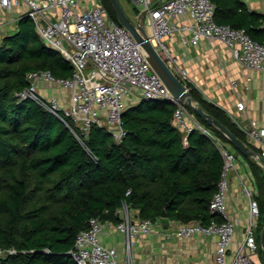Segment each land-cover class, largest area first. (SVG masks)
Masks as SVG:
<instances>
[{
  "label": "trees",
  "instance_id": "16d2710c",
  "mask_svg": "<svg viewBox=\"0 0 264 264\" xmlns=\"http://www.w3.org/2000/svg\"><path fill=\"white\" fill-rule=\"evenodd\" d=\"M210 1L218 24L242 28L264 43V14L249 10L242 0ZM102 2L119 23L109 0ZM44 70L69 78L73 68L22 15L14 32L0 38V264H76L70 251L77 234L94 217L119 223L123 204L135 219L154 224L221 221L209 212L223 170L217 144L235 153L252 176L262 260L264 168L255 159L242 156L190 109L201 128L181 129L169 100H137L125 107L120 141L99 126L80 141L57 116L31 98L18 97L29 85L26 74ZM186 86L198 106L260 152L222 108Z\"/></svg>",
  "mask_w": 264,
  "mask_h": 264
},
{
  "label": "built area",
  "instance_id": "2783aa9c",
  "mask_svg": "<svg viewBox=\"0 0 264 264\" xmlns=\"http://www.w3.org/2000/svg\"><path fill=\"white\" fill-rule=\"evenodd\" d=\"M130 1L140 8V13H144L143 25L147 34L171 68L175 57L165 39L178 30L175 24L177 19L187 14L193 23L182 25L181 29L190 34L188 41L191 44L196 45L202 39H218L227 46L238 63L264 70V43L250 38L242 28L218 24L210 0ZM22 15L32 20L35 31L45 44L60 51L73 70L69 78L55 77L47 70L28 72L26 79L29 85L18 93V97L31 98L57 116L78 140L86 138L92 126H99L120 141L125 135L121 115L129 105L128 98L169 100L175 105L174 120L181 129L189 131L195 126L201 128L192 120L189 108L173 99L131 33L109 17L102 0H0V36L8 34ZM176 74L186 86L188 78L185 70L178 69ZM39 84L47 86L49 91L39 92ZM57 89L68 92L66 104L54 94ZM235 124L248 143L257 147L264 158V127L254 119L247 124ZM217 146L223 160V170L218 188L209 203V212L221 221L212 219L208 225L181 223L172 231H163V235L179 239L214 236V264H261L255 260L259 217L256 191L242 177V192L249 201L248 218L243 238L237 242L235 251L230 252L238 222L230 218L226 210L229 176L231 172L237 176L244 175L239 171V163L242 162L239 157L220 144ZM119 215L121 221L114 225L124 239L125 262L119 261L118 251L114 247L102 242L100 233L106 222L94 217L89 220L88 228L77 234L70 251L76 264H132L134 237L148 234L154 223L133 218L126 204L119 210ZM2 254L3 250L0 249V256Z\"/></svg>",
  "mask_w": 264,
  "mask_h": 264
},
{
  "label": "crops",
  "instance_id": "0c3cea01",
  "mask_svg": "<svg viewBox=\"0 0 264 264\" xmlns=\"http://www.w3.org/2000/svg\"><path fill=\"white\" fill-rule=\"evenodd\" d=\"M119 1L126 14L136 20L140 8L129 5L130 0ZM242 1L249 10L264 14V0ZM192 23L193 19L190 15L186 14L178 18L175 22L178 30L165 39L166 45L175 57L172 69L175 72L178 69L185 70L188 78L186 84L194 86L207 101L222 108L234 123L247 124L249 120L254 119L264 127V70L249 68L238 63L227 46L218 39H202L196 45L191 44L188 41L190 34L182 30L181 26ZM43 90L49 91L47 86L39 84L38 91L43 92ZM67 93L60 89L54 92L64 104L68 101ZM128 101V104L132 105L137 100L131 98ZM190 115L192 120L198 123L194 115L191 113ZM239 171L244 176L230 173V189L226 199L228 216L238 222L230 252L235 251L237 242L243 238L248 218L249 201L242 192L240 177L249 187L257 191L245 163H239ZM131 215L134 218L135 212L131 211ZM177 226L178 223L175 222L161 221L155 223L148 234L134 237L131 246L132 264H214L216 238L193 236L179 239L163 235V231H172ZM100 238L104 244L118 251L120 262H125L124 239L114 224L104 223ZM255 260L261 262L258 255Z\"/></svg>",
  "mask_w": 264,
  "mask_h": 264
},
{
  "label": "water",
  "instance_id": "95a60500",
  "mask_svg": "<svg viewBox=\"0 0 264 264\" xmlns=\"http://www.w3.org/2000/svg\"><path fill=\"white\" fill-rule=\"evenodd\" d=\"M109 2L117 15L119 23L131 33L136 42L140 45V48L145 54L148 62L160 77V79L163 81L173 99L177 100L179 103L185 104L192 112L217 128L242 156L255 159L258 164L264 168V158L258 152L251 149L237 135L232 133L217 119L206 113L193 100L183 81L166 63V61L161 57V55L152 44L150 37L148 36L147 31L143 25L144 13H139L136 20H133L126 14L119 0H109ZM117 216H119V212L117 213ZM162 216L166 217L165 212L162 213ZM260 245L261 259L264 263V221L260 232Z\"/></svg>",
  "mask_w": 264,
  "mask_h": 264
},
{
  "label": "rangeland",
  "instance_id": "374dc122",
  "mask_svg": "<svg viewBox=\"0 0 264 264\" xmlns=\"http://www.w3.org/2000/svg\"><path fill=\"white\" fill-rule=\"evenodd\" d=\"M129 5H133V6H134V4H133L132 2H130ZM125 7H126V6H125ZM126 9L128 10V8H126ZM14 30H15V27L12 28L11 30H9L8 34H9V33H13ZM64 91H66V90H64ZM128 99H129V98H128ZM127 101H128V100H127ZM128 103H129V101L127 102V104H128ZM257 255H259V253H258ZM261 264H264L262 260H261Z\"/></svg>",
  "mask_w": 264,
  "mask_h": 264
}]
</instances>
